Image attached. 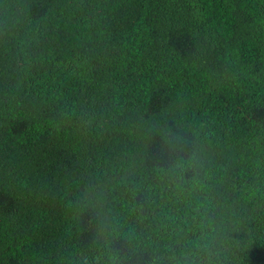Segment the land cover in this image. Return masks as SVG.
Masks as SVG:
<instances>
[{"label": "trees", "instance_id": "1", "mask_svg": "<svg viewBox=\"0 0 264 264\" xmlns=\"http://www.w3.org/2000/svg\"><path fill=\"white\" fill-rule=\"evenodd\" d=\"M0 264H264V0H0Z\"/></svg>", "mask_w": 264, "mask_h": 264}]
</instances>
